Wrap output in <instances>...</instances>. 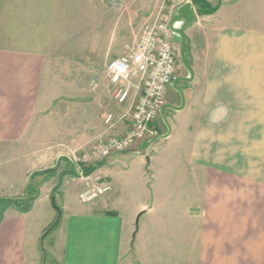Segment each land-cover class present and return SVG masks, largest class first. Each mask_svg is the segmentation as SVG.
Returning a JSON list of instances; mask_svg holds the SVG:
<instances>
[{"label": "crops", "instance_id": "1", "mask_svg": "<svg viewBox=\"0 0 264 264\" xmlns=\"http://www.w3.org/2000/svg\"><path fill=\"white\" fill-rule=\"evenodd\" d=\"M205 1L217 9L199 14L192 40L196 45L197 37L200 47L192 55L196 64L190 85L195 93L183 88L179 103L170 94L164 114L170 111L171 120L160 116V133L166 137L150 146L90 159L82 164L93 168L88 175L79 176L75 169L77 176H60L66 164L75 168L67 163L71 157L88 155L100 142L128 131L127 112L135 91L130 90L124 103L117 102L110 83L86 96L63 97L62 89L51 86L49 74L56 72L62 42L73 40V19L70 15L64 22L63 16L79 7L78 0H0V199L25 198L30 182L37 194L27 212L13 205L1 212L0 264L244 263L238 255L239 235L244 232L239 210H246L247 217L258 215L259 224L264 223V198L252 184L246 203L237 196L222 199L225 186L231 188L239 180L221 170L213 156L221 148L223 126L230 127L238 148L236 97L253 106L254 98H259L255 90L264 89L263 81L256 85L253 71L239 68L231 58L237 49L250 53L257 41L264 44V0ZM213 15L222 21L212 29L204 23ZM107 113L113 114L111 124L104 122ZM167 148L177 149L162 155L160 150ZM146 153L148 166L154 159L161 165L150 172L147 190L142 186L137 190L121 165L126 158ZM57 166V173L46 179L33 176ZM100 179L108 181L110 189L97 203L85 207L71 203L73 195L78 199L83 189ZM52 198L60 217L44 234L57 214ZM250 223L247 219V233L264 230V226L253 230Z\"/></svg>", "mask_w": 264, "mask_h": 264}, {"label": "rangeland", "instance_id": "2", "mask_svg": "<svg viewBox=\"0 0 264 264\" xmlns=\"http://www.w3.org/2000/svg\"><path fill=\"white\" fill-rule=\"evenodd\" d=\"M188 1L193 4V0H78L79 7L77 9L64 12V22L70 18V15L73 19L70 33L74 35L72 41L62 42V46L56 52L59 55L55 57L56 64L58 65L54 67L56 72L49 74L51 86L62 89L63 97L76 95L81 97L86 96L88 92L93 93L96 87L101 88V86L108 85L107 64L111 60L128 54L131 51L139 38L142 27L153 18L161 15L166 16L170 21L173 15L177 13V10ZM211 1L215 3V0ZM192 7L195 9L192 22L183 28L186 37L184 59L189 70L181 60L180 36L176 34L173 42L178 50L177 77L185 79L178 81L177 88L171 87L169 89L166 103L169 100L170 94L171 96H175L177 98L175 102L179 103L184 98L183 88H192L190 85L194 79L192 65L196 64L194 60L192 61V55L200 51L198 38L196 37V45H193L192 42L194 41L192 40H194V34L198 33L197 23L202 18L196 12L195 6ZM76 19L77 23L75 22ZM220 20L221 18L218 15H213L206 17L204 24L213 29ZM194 24L196 27L192 30L190 29L191 33L189 31V36H186V31ZM222 25L223 30L226 31L228 27L224 23ZM175 26L179 27L180 24H175ZM63 28L65 30L67 26L64 25ZM205 51L206 48L203 53ZM232 54L231 58L236 60L239 68L245 69L248 73L254 72L256 85L258 83L262 84L261 81L264 82V44H262V41H257L255 48L250 53L240 48ZM203 81L204 79L202 80V95H204ZM178 89L180 92H178ZM192 91L195 93L193 88ZM210 92L213 93V90L210 89ZM255 94L256 96L259 95V98H254L253 106L247 105L248 100L246 98L242 99V96L236 97L240 102L238 148L234 144L235 136H230V127L226 129L223 126L221 130L222 135L218 140L219 144L221 142V148L213 156V160H216L215 162L220 164L217 165L221 170L235 176L234 178H238L239 180V183L231 188L230 186H225V190L227 191L221 194L222 199L224 198L225 201H229L232 196L233 198L237 196L238 199H243L240 203H246L248 194H252L253 191L251 188L252 184L256 185V191L260 194L259 198H264V120H262L264 119V114L261 113L262 109H264V89H256ZM202 107L203 111L205 109L206 111L208 110L206 105ZM109 110L112 111L111 108ZM250 116L257 119L246 120ZM165 118L168 121L171 120L170 111L165 112ZM227 123L229 125V122ZM161 130L163 133L165 132L162 128ZM231 140H233V148H230L232 144ZM152 149L158 150L160 148H150V150ZM176 149L167 148L160 151H162L161 154L163 155ZM147 153L141 158H126L123 160V165H121L128 172L127 176L135 184V189L137 190L140 189V186L147 190L150 172L154 171V169H160V166L157 165L161 162L160 159H154L153 163L151 162L149 166L147 165ZM67 163L73 164L69 160H67ZM59 187L60 181L58 180L56 189ZM97 202L98 200L84 204L79 203L75 195L72 196L71 201L73 205L81 207L90 206ZM55 204L57 205V203ZM239 211H242L240 212L239 228L244 232L239 235L238 255L240 259H243V264H264L263 228L256 229L258 232L254 233H247L246 231L249 224H247V219L251 220L250 225L253 230L257 228L256 226H264V223L259 224L260 217L258 215H256L257 217H247L248 212L241 210V207ZM136 226H138L137 222H135ZM40 248L44 254L43 243Z\"/></svg>", "mask_w": 264, "mask_h": 264}, {"label": "built area", "instance_id": "3", "mask_svg": "<svg viewBox=\"0 0 264 264\" xmlns=\"http://www.w3.org/2000/svg\"><path fill=\"white\" fill-rule=\"evenodd\" d=\"M192 5L191 2H187ZM193 6V5H192ZM166 16H157L141 29L139 38L128 54L111 60L106 67L109 83L114 87V97L124 103L134 89V99L127 112L130 119L128 131L100 142L88 155L71 157L79 175L90 159L109 157L148 143L150 146L163 134L160 133V110L166 105L168 91L177 76L178 50L172 40ZM112 113L104 115V122L111 124ZM110 189L104 179L87 186L78 194L81 203L96 200Z\"/></svg>", "mask_w": 264, "mask_h": 264}, {"label": "trees", "instance_id": "4", "mask_svg": "<svg viewBox=\"0 0 264 264\" xmlns=\"http://www.w3.org/2000/svg\"><path fill=\"white\" fill-rule=\"evenodd\" d=\"M193 5L197 9L198 14H212L216 11L217 7L210 6L205 0H193ZM69 165V163H68ZM58 166L51 169L41 170L33 173V176L35 175H44V178L50 177L57 173ZM92 167H82V173L83 175H88L92 171ZM60 176L64 175H71V176H77V173L75 171V168H72V166H65L63 170L59 172ZM27 195L25 198H14V199H0V218H1V212L3 209L9 205L15 206L19 211L21 212H27L32 205L34 197L36 194V186L33 182H30L27 186ZM52 225V224H51ZM50 225V226H51ZM49 226V227H50ZM48 227V228H49ZM46 228L44 233L48 232L51 229Z\"/></svg>", "mask_w": 264, "mask_h": 264}, {"label": "water", "instance_id": "5", "mask_svg": "<svg viewBox=\"0 0 264 264\" xmlns=\"http://www.w3.org/2000/svg\"><path fill=\"white\" fill-rule=\"evenodd\" d=\"M193 12H194V9H193L192 5L190 3H186L177 10V13L173 15V18L169 22V28L171 29V31L174 34H177L180 36L181 60L187 69H188V67H187L188 65L184 59V55H185L184 49H185L186 37L184 35L183 28L192 22ZM175 24H180V26L176 27ZM180 79H185V78H180V77L174 78V80L172 82L173 88H177V83ZM178 92H180L179 89H178ZM181 101H182V99H181ZM167 107H168V105H165L160 110V116H161L163 121H165L164 111ZM166 135L167 134L160 136L159 139L166 137ZM147 144L148 143H145V145H147ZM51 200H52V205L56 209L57 214H56V218H55L54 222L52 223V225L48 229H51L58 222L59 217H60V208L55 204L53 198Z\"/></svg>", "mask_w": 264, "mask_h": 264}]
</instances>
